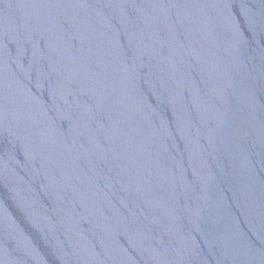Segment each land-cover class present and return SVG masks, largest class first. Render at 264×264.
Returning <instances> with one entry per match:
<instances>
[{"label":"water","instance_id":"1","mask_svg":"<svg viewBox=\"0 0 264 264\" xmlns=\"http://www.w3.org/2000/svg\"><path fill=\"white\" fill-rule=\"evenodd\" d=\"M0 264H264V0H0Z\"/></svg>","mask_w":264,"mask_h":264}]
</instances>
